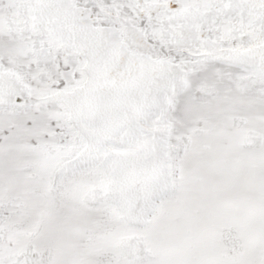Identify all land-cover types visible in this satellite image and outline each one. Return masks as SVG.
Returning <instances> with one entry per match:
<instances>
[{
  "label": "snow or ice",
  "instance_id": "obj_1",
  "mask_svg": "<svg viewBox=\"0 0 264 264\" xmlns=\"http://www.w3.org/2000/svg\"><path fill=\"white\" fill-rule=\"evenodd\" d=\"M0 264H264V0H0Z\"/></svg>",
  "mask_w": 264,
  "mask_h": 264
}]
</instances>
